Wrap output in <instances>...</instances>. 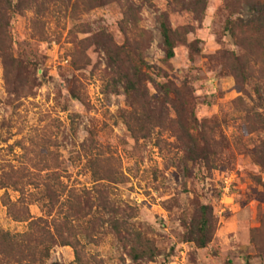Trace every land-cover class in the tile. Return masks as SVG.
<instances>
[{"label":"rangeland","instance_id":"rangeland-1","mask_svg":"<svg viewBox=\"0 0 264 264\" xmlns=\"http://www.w3.org/2000/svg\"><path fill=\"white\" fill-rule=\"evenodd\" d=\"M127 1L136 23L113 0H14L9 27L0 21V174L31 181V216L59 224L82 264H264L259 0ZM125 33L126 49L103 48ZM119 51L123 71L143 75L136 91L113 65ZM19 196L0 184L12 234L29 229L7 213ZM50 253L81 264L73 246Z\"/></svg>","mask_w":264,"mask_h":264},{"label":"trees","instance_id":"trees-1","mask_svg":"<svg viewBox=\"0 0 264 264\" xmlns=\"http://www.w3.org/2000/svg\"><path fill=\"white\" fill-rule=\"evenodd\" d=\"M113 1L116 2L122 8V10H125V16L130 17L133 19V22H135L134 20L137 18L134 15V9L128 4L127 0ZM203 2L204 0H197L198 5H202ZM16 5L18 6V3ZM257 5L262 7L261 10L259 9V12L261 17L264 18V3L259 0L255 6ZM99 6L101 5H88V9H93ZM255 6L251 5L252 8H256ZM14 8V0H0V21L2 22V25L5 26V28L9 27L11 23L10 18ZM159 20L160 31L167 48L165 51L166 58L167 60H171L175 56L172 39L173 30L169 24L167 15L162 14ZM261 28L264 29V21L261 25ZM144 36L145 33L140 31L138 37L144 38ZM125 37L126 40L123 46H117V44L114 43L112 37H108L107 41L103 42L102 46L104 49H126V47L132 43V41L128 38L126 33ZM10 42V45L8 44L5 49H12L11 44H13L14 41L11 40ZM120 52L121 51L118 52L116 59L114 57L112 58L111 56V60L113 61L114 67L116 66L119 72L124 76L126 80L124 88L127 93H130L131 91H136L141 85L143 75L139 68L134 70L132 73L129 71L124 72L122 69L123 56L119 54ZM8 56L10 58H7L6 56V63L8 61H15L11 54ZM0 184L3 188H12L20 195L16 201H12L11 199H7L5 201L8 215L15 221L29 222L28 231L21 234H12L0 229V264H58L49 262L51 254L50 252L57 244L62 246H73L75 248L77 262L81 264L83 263L78 245L68 241V237L64 235V232L62 231L59 224H56L54 220L49 221L47 218L42 217L34 219L31 216L29 210V198L36 196L35 193H29L28 188L32 185L31 181H24L23 177L14 176L9 172H3L0 174ZM43 187L42 194L45 195L49 199V203H53L52 205L54 206V203L58 201V198L55 197V191L53 189L54 187L48 184H43ZM53 206L49 208L48 216H51L54 210ZM204 210L205 213L203 214L198 229L199 235L201 237L198 240L195 239L198 241V244L201 247H204L207 243L205 235L210 223L209 214L206 212L207 207H204ZM69 217L70 215L65 219L66 226L71 223L69 221Z\"/></svg>","mask_w":264,"mask_h":264}]
</instances>
